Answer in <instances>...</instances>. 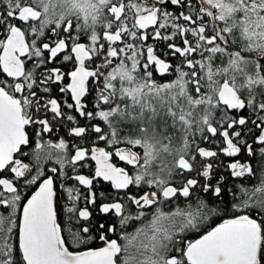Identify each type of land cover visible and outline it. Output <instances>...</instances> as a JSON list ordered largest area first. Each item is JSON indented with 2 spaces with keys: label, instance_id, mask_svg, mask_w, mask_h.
Here are the masks:
<instances>
[{
  "label": "snow or ice",
  "instance_id": "6c2138e0",
  "mask_svg": "<svg viewBox=\"0 0 264 264\" xmlns=\"http://www.w3.org/2000/svg\"><path fill=\"white\" fill-rule=\"evenodd\" d=\"M0 264H264V0H0Z\"/></svg>",
  "mask_w": 264,
  "mask_h": 264
},
{
  "label": "flooded vegetation",
  "instance_id": "af4514ba",
  "mask_svg": "<svg viewBox=\"0 0 264 264\" xmlns=\"http://www.w3.org/2000/svg\"><path fill=\"white\" fill-rule=\"evenodd\" d=\"M167 79V78H166ZM63 131V130H62ZM47 139V138H46ZM53 142H55V141H53ZM35 147V144L33 143L32 145H30L28 148H25L24 150L25 151H30L31 149H33ZM25 159H28V158H25ZM113 160H114V162L115 163H117L119 166H123V164H122V162H119L118 160H116V158L114 157L113 158ZM93 164H94V162H92ZM46 167H51V166H53V163L52 162H48L46 165H45ZM106 188H108V185H107V183H104V184H102L101 185V190H103V189H106ZM163 210L164 211H167L168 209L165 207V208H163ZM225 218H227V217H225ZM221 222V221H220ZM219 222V223H220ZM135 226H139V225H134V227ZM200 233H197V234H192V235H199ZM199 238V237H198ZM198 238H195V239H198ZM70 250H73V251H75L76 249H75V247H73V248H71Z\"/></svg>",
  "mask_w": 264,
  "mask_h": 264
},
{
  "label": "trees",
  "instance_id": "16d2710c",
  "mask_svg": "<svg viewBox=\"0 0 264 264\" xmlns=\"http://www.w3.org/2000/svg\"><path fill=\"white\" fill-rule=\"evenodd\" d=\"M221 220H218V219H213V220H210L208 222V226L209 227H214L216 226V224H218ZM200 235V234H199ZM199 235H190V239H195V238H198Z\"/></svg>",
  "mask_w": 264,
  "mask_h": 264
}]
</instances>
